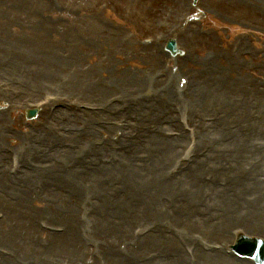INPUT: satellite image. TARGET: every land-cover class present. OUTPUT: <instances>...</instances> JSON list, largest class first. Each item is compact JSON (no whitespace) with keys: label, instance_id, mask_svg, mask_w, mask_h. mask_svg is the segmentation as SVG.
Wrapping results in <instances>:
<instances>
[{"label":"bare ground","instance_id":"6f19581e","mask_svg":"<svg viewBox=\"0 0 264 264\" xmlns=\"http://www.w3.org/2000/svg\"><path fill=\"white\" fill-rule=\"evenodd\" d=\"M250 1L256 4L264 3V0ZM57 38L58 40H62L64 38V35H59L57 36ZM2 49L3 52L1 53H4V57H1L0 59V82L1 84L5 81L10 83V85L8 86L5 85L4 88L11 87L15 90V92H9V94H5L0 91L1 98H5L7 96L15 97V94H18L19 91L20 95H18V100H21L22 98H29V96H35V93L37 94L39 89L41 88L38 87V84H44L48 86V84L51 83L54 78L58 77L61 74L67 63L66 61L61 60V58H59V56L54 53H51L50 56H48L46 59H44L43 56L38 57L37 59L34 58L35 56H31L28 59L24 60L22 57L20 58V48L18 49L17 47L14 48L8 44H2ZM9 50H15V52L17 53L16 61H13L12 55L9 53ZM217 64V62L210 63L207 60H204L203 66L205 68V81L195 87H192V89L186 95L176 93L174 86L175 81H166L159 78L144 79L142 81V88L144 90H149L156 95L170 92V94L173 95L172 102L175 104L176 108H180V113H186V116L190 113L195 116L198 109H205L203 108L204 105L224 103L225 99L228 96V93H232L239 88L231 86L236 83L235 77L237 75V72H243L245 70L236 68L233 65L229 66L225 70H220L216 67ZM113 74L114 72L111 71L112 77L115 78V75ZM226 75L229 76L228 79H226ZM3 79L5 81H3ZM110 82L116 86H119L118 83H120L119 81L115 82L114 80H111ZM122 82L124 83V85L128 84V81H126L124 78H122ZM80 86V77L78 76L76 78V76H74L72 77V80L69 84L63 85L62 89L63 92H67L69 90H75ZM119 88L123 89V86ZM54 89L55 88H53V91ZM259 91V89H256L252 92H247V94L253 95ZM262 91H264V89ZM155 97L158 98L157 96ZM16 99L14 98V100ZM107 99L105 104H107ZM130 99L134 100L135 97H130ZM154 99L155 98L153 97L149 105L142 106L144 111L139 110L137 112L136 116L139 120L146 119L147 113L154 112V118L151 121L154 122V124H159L158 117L161 116L163 101ZM16 105L17 104H15V106ZM175 107L171 111H175ZM221 110V118L227 111L230 113H236L235 115L238 117L241 114V111H247V106L246 104H240L230 107L227 104H224ZM190 114L188 117L189 120H191ZM96 119H102L101 121L108 122L107 119L111 118L101 113L87 114L81 112L79 114L70 115L64 111H57L53 119L54 124L82 121L85 122L84 124L89 127L90 130L86 132V138H84L83 140L81 138V140L79 141L80 149L78 150V152L75 153L74 151L57 147L48 155H45L43 149H41V147L35 146L30 138H19L17 150L20 154V158L25 163L34 164L32 165V171H25L20 181L11 182L9 181L8 176L6 174L4 175V171H0V184H2L0 185V189L3 188L4 191H7L6 194L2 190V193L4 195L0 194V198L5 200L6 195L11 197L18 193L20 194L19 206L17 204L14 205V207L16 208L15 214L17 219L20 215H23L26 212V205L28 203H34L37 198L42 196V198H44L48 204L47 206L44 202L46 207L44 211H55L58 214L64 215L65 219L68 220V226L71 230V232L67 235L59 237L52 236V246H49V248L44 251L37 246L36 242L31 240V235L37 231L33 226L29 230L23 232V235L21 234L22 228L19 223L15 227H11L9 225V229L3 231L2 228L6 227L9 223V220L14 218V216L10 218L7 216L5 223H0V236H2L1 233H8L10 235L16 236V238H13L12 236H6V239L9 240L8 243L12 244L13 246L15 245L14 247H12V251L18 253V257L20 258V260L33 255L36 264H52L50 262V259L56 255H67L73 251H77L78 253H80L77 242L75 244L71 243L73 230L78 229V225L76 226L73 220L72 209L70 206V204L73 202V199L69 197L58 196L57 189L61 183L72 184L74 188L73 191L77 193L76 198L82 200L84 204L90 207L91 212L89 215L88 224L90 225V223L92 222V225L90 227L91 232L95 235H99L104 230H106L105 226H110V229H108L109 235L114 236L115 243L118 244L124 243V245H127L125 237L120 232H123V227L129 222V220H132L138 216L135 210L134 215L131 216L132 218L127 217V214L122 213V210L126 206L128 208L136 206L141 210L147 209L151 217L160 218L158 219L160 223L175 222L180 225V230H183L184 235H187L188 232H193V230L207 232L210 228H226L234 224H239L250 229L264 230V181L256 177L257 170H260V173H262L261 170L264 171V151H261L257 147V142L261 139L259 129L262 128L264 122L252 123L248 121H242V123L248 124V131L246 134L240 132H237L235 134V137L231 143L232 151L231 153H227L224 144L217 137H213V135L216 134L217 128H221L224 126L223 120H220L219 123L213 126L212 124H202L200 121H198V116L197 122L195 121V125L200 136L199 145H201L202 143H204L205 145H211V143L213 142H216V144L213 146V148L211 147V149L209 150L210 154L208 156L206 155L204 158L195 161L194 170L200 171L202 169L208 168L217 175H225L231 180L230 189H234L236 191L237 189L245 188L256 190L255 195L252 197V200L254 202V206L252 204L253 209L247 210L242 205L233 203H230L226 208L223 207L222 204L217 200L218 195L229 194V190L221 189L216 186L214 187L211 184L201 185L198 181L194 183L193 179L192 181H188L187 178L190 177L189 172L184 173V176L182 175L177 177V180L174 183L172 181L167 183L164 180H158V178L155 179L154 175L164 167V163H172L177 158L179 152L181 153L185 141L183 137L180 139H164L162 137V134H150L146 142L142 144L131 142L133 146L119 154V160H121V162L116 167L117 174L115 175L121 179L122 185L128 187V190L130 188L135 194V189L138 188L140 189V192L134 199L132 193L130 195L126 193L125 196L121 195L120 198L111 199L107 194V185L99 184L98 182H95V179H101L104 176L111 178V174H114L115 172L114 169L101 166L98 169H93L92 171L87 170L89 162H96L99 157L96 154H99L100 152L99 149H96L90 144V138L93 136H104L105 134L114 135L120 133L121 139L123 141H126L125 131L130 128L137 127L123 125L122 128L118 127V129L110 127L103 128L94 125ZM104 131L106 132L104 133ZM132 132L133 131H131V133ZM9 135L10 134L7 132L6 127L0 125V136L8 138ZM39 136L41 139H43V146L47 142L53 141V135L51 132L40 131ZM88 137L89 139L87 141ZM102 151L107 152V149H103ZM142 153H145L146 158L144 157L143 159ZM54 155L57 156V158L65 157L60 160L62 163L70 162L65 163L67 165L71 164L73 158H76L77 155H83L85 157L84 162L86 161L87 163L84 164V162H82L72 171L63 173L62 171H60L58 165L53 162L52 156ZM252 157H258V159L261 160L258 166H254L252 164ZM3 158L5 157L3 155H0V159ZM237 168H242V170L248 173L247 179L245 181H240L239 179L235 178L234 171ZM241 172L239 174H242ZM200 174L201 173H199V175ZM112 181H114V179H112ZM112 181L108 183V186H114ZM40 183L43 185L42 192L35 191L34 188ZM174 186H183L187 189L186 200L184 203L180 204V207L183 209V214L180 216L168 214L163 203L159 201H157L156 203H151L150 200H154L153 197L155 194L151 196L150 200L147 198V194H152L156 190L169 192L179 190V188L172 189V187ZM120 189L123 188L120 186ZM88 191H91V193L94 194V201H91L89 193L85 194V192ZM199 191L209 192L210 197L206 202L214 205L212 203L213 201L219 206L222 214L219 224L202 226L196 225V223L202 222L201 220L194 218L196 203L194 202L193 197ZM174 196V199L177 203L180 200V196H176V194ZM112 204L115 206V208L111 210ZM91 205H95V207L91 208ZM121 205H123V207H120ZM100 211L103 214L104 219H100ZM150 247H159L163 252H167L166 259L153 262H150V260H148L150 263L144 262V264H176L175 261L170 259V252L174 250L178 253H181L182 251L180 245L172 237L164 236L163 234L157 235L152 239L151 236H148L142 240H137L135 246L129 248V250H131V252H135L142 249L146 250ZM152 251L155 252L158 251V249H152ZM103 254H105L110 259V261H112L113 259H120V257L115 256L114 248L110 245L104 249ZM197 257L201 260V258H203V255L198 252ZM25 261H28V259L23 260V262ZM90 262L91 260L84 256L83 261L81 260L80 264H91ZM206 262L207 264L231 263L229 260L217 256L211 259L206 258ZM141 263L142 262L140 261L138 262V264ZM0 264L16 263L12 260L7 259ZM122 264H131V262L123 260Z\"/></svg>","mask_w":264,"mask_h":264},{"label":"rangeland","instance_id":"374dc122","mask_svg":"<svg viewBox=\"0 0 264 264\" xmlns=\"http://www.w3.org/2000/svg\"><path fill=\"white\" fill-rule=\"evenodd\" d=\"M145 1L146 0H53L52 2L54 4L50 6L46 5L43 0H2V3H0V59L4 57V53H1L3 52L2 44H8L14 48H21L19 51L20 58L22 57L24 60L31 56H35V59L43 56V58L46 59L51 53H55L59 55L62 60L68 61V65L65 66L64 71H62L57 78L53 79L48 86L46 85V89L40 88L35 96H29V98H22L21 100H18L19 98H17L18 96L16 94L15 97L7 96L6 99L0 98V104L3 105L2 112L4 120H6L9 133L13 136H19L20 138V132L24 128L33 129L39 125L45 124L47 126L43 118L38 119V116L33 121H25V108H34V106H37L43 101L41 100L43 97H46L45 95L41 96V93L49 92L52 94L53 87L60 83L62 84L66 75L73 76L78 73H83L81 82L86 80L88 86L82 85L78 90L63 93L67 96V99H53L52 96L50 97L51 99L44 100V103L46 101L50 102L47 107H52L53 103L56 102L65 104L70 110L76 109L80 105H105L107 97L120 94L127 101L130 100L129 103H139L137 109L141 108L140 104L145 103V100L151 99L152 101L153 97L155 98L154 100L161 99L163 101L162 110L164 112L166 109H170L167 107L168 104L173 105V95L170 94V92H167L166 95H159V97L153 92L144 93V91H141L142 88L138 82L135 90H130V88L124 85L123 89L118 86H112L108 89L109 77L112 76L102 74V70L104 69L100 66V57L103 51H109L111 56L110 62L107 63V68L113 71L115 69L116 73L114 74L121 80L128 75V77L131 78V76H135V73L136 75H138V73L144 75V71H146L148 78L163 76L167 81H175L174 86L176 91L180 93L182 79L190 80L193 73L199 72L202 75L201 68H199L200 66H197L195 62L193 65H189L187 72L177 73L175 70V63L178 61V57L173 58L168 54L162 58L159 55V49H152L153 46H151L147 48L149 50H143L140 48L142 46L139 45L138 42L147 37L153 38L155 35L159 36L162 34L166 36L162 41V43L166 45L168 41L167 33H169V30H174L176 27L177 31L171 39L176 41L178 49L183 52L184 55H189L194 60L198 58L199 61L203 58L212 60L215 56L219 61V56L221 58L220 62L223 65H225V61L228 60L227 47L238 33L246 34L247 38L245 44L247 45V51L253 52L255 46H262L264 42V3L256 4L249 0H199L196 8L198 11L197 13L196 10H191L188 6V3H191L193 0H186L187 2L183 1L182 3L152 0L150 1V7H152V9L148 10V12H145ZM104 5L105 7H103ZM195 13L201 15V18L198 17L196 20L194 16ZM36 14L38 17H35ZM183 16L187 17V20L185 24L181 25L182 27L178 28L177 17ZM104 20L109 22V26L103 24ZM81 24L84 26V31L86 30V33H82V35H80ZM200 28L210 29L213 31L214 35L212 38L201 37L198 35V30ZM62 33L65 38L64 41L58 40L57 38V36ZM130 34L133 36H128ZM125 37L128 39V42L124 41ZM85 38H87L86 41ZM20 39H23L21 44L19 42ZM9 53L12 55L13 61H16L17 53L15 50H9ZM260 58L261 57H254V54L250 57H246L245 63L246 66H248L247 70L249 74H243L239 77V82L233 84L231 87L239 86L241 89L245 90L247 89V79L250 80V77H254L256 80L253 87L257 86L259 88H264L263 80L259 81L260 65L264 63V59L260 61ZM241 60V63L242 61L244 62V60ZM70 66H72L77 73L72 74ZM253 71H255L254 73L256 76H251ZM89 76L93 77L94 81ZM226 79H228V77H226ZM200 80L201 78H199L198 81ZM3 81L5 80L3 79ZM101 82L102 85L100 87L95 84ZM3 83H5L6 86L10 85V83L6 81ZM38 86L43 87L44 84H38ZM11 91L14 92L15 90L11 88ZM239 94L245 97V102H248V112H241L238 118H236V116H228L225 118V121H223L224 126L217 128L216 134L213 135V137H217L219 140L221 139L222 142H224L226 130L231 122L233 125L237 126L239 131L247 128L244 127L246 123H239L238 121H248L252 123L264 122V91H259L257 95L248 97L242 94V92H238L236 97H238L237 95ZM130 97H140L141 100H131L129 99ZM14 98L17 99L14 100ZM10 102L11 105L8 104ZM25 103H27V106H25ZM15 104L17 105L15 106ZM148 104L149 103H147V105ZM18 105L23 107L22 111L15 110ZM127 106L129 105L127 104ZM130 108L134 110L130 109L127 111L128 115L125 114V116L128 119L135 117L137 113L136 108L133 106H130ZM175 109V111H169L176 112V114L180 113V108L175 107ZM199 111L198 109V112ZM166 113H168V111ZM200 113L201 112L197 113V115L199 116ZM202 113L204 115H211V109L207 112L202 111ZM176 114L166 117L176 118ZM194 118L195 117H192V119ZM11 120H14V122L11 123ZM99 121L100 119L95 120V122ZM135 122L137 121L135 120ZM84 125V122L78 121L75 122V124L68 123L65 127L76 126L78 132H80L82 129L81 126ZM144 125L151 126L153 123L151 121H139L138 127ZM11 127L16 128V130L11 132ZM56 128L57 126H53L52 128L53 135ZM86 132H88V130ZM263 132L264 124L262 125L261 133ZM86 136L87 135H85V138ZM19 138H17L16 141H18ZM102 138L113 140L111 135ZM88 139L89 137L87 141ZM99 141H101L99 136L90 138V142L93 146L95 143L97 147L99 146V148H101L103 144H100ZM261 142H263V140L257 142L258 147L261 145ZM7 143L14 146V143L10 141ZM187 143L188 142H186V144ZM213 144L215 145L216 142H213ZM204 145L205 144H203L201 148L204 147ZM229 152L230 151H227V153ZM105 161L108 163L110 162L109 159H105ZM210 171L211 170L205 169L202 170L201 173L207 174ZM262 174L264 175V171ZM213 176L216 179L224 180L222 175L216 177L213 173ZM98 179L100 178H96L95 180ZM262 180L264 181V176ZM61 186L62 185H59L58 187V194H64ZM65 186H69L68 188H70L72 185L67 184ZM40 188L39 186V189ZM5 193L7 194V191H5ZM241 193L244 192L234 194L233 198L235 201H237V195H241ZM163 195H166V193ZM17 196H19V194ZM156 199H158L159 202L162 200L159 196H156ZM11 203L15 202L11 201ZM11 203L10 205L6 204L4 210H0V213L3 211L4 215H6V213L13 214L15 208ZM163 203L166 206L164 201ZM41 210V205H38L37 212L39 213L34 214L31 210L27 216L24 215L20 221L21 225H31L30 218L36 216L48 220V214L43 213V210ZM167 210L168 213L171 214L168 208ZM202 210H204V208ZM213 214H216V212L213 211ZM149 219L153 222L151 225L154 226L155 229H158L160 233L164 227H176L179 228V230L181 228L180 225L175 222H166L165 225L164 222L162 224L160 223L158 220L160 218L154 221V219L149 216ZM10 223L13 225L16 224L14 219H11ZM50 223H58L57 225L63 224L60 220ZM132 226L138 227V224ZM125 230L127 233L128 228ZM158 230L155 231L158 232ZM235 230L236 229L219 232L218 235L211 236L209 242L229 245L225 241H231V236ZM181 232L180 236L187 237L188 242H190V238L194 233L188 232L187 235H184L183 230ZM245 234L258 236L264 239V231L262 230H258L257 232H245ZM127 235H130V233ZM127 239L130 240L128 236ZM8 241L7 239L0 238V248L5 249L6 247L10 248L15 246L8 243ZM102 241H104V239ZM150 249L161 250L159 247H150L146 250H141V254L138 257L144 256ZM58 257L60 256L51 258V260L56 263V260L61 262L63 258ZM201 264H207V262L201 261Z\"/></svg>","mask_w":264,"mask_h":264}]
</instances>
